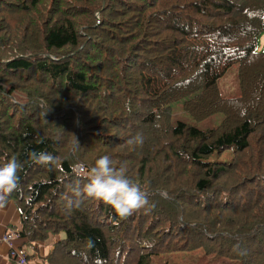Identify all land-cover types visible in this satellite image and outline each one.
Wrapping results in <instances>:
<instances>
[{"label":"trees","instance_id":"16d2710c","mask_svg":"<svg viewBox=\"0 0 264 264\" xmlns=\"http://www.w3.org/2000/svg\"><path fill=\"white\" fill-rule=\"evenodd\" d=\"M263 33L264 0H0V166L24 163L0 205L13 203L24 244L55 238L41 264L197 250L264 264ZM232 64L240 96L222 98L217 80ZM178 101L196 121L222 122L173 124ZM137 133L143 144L129 145ZM31 151L56 164L32 165ZM104 155L144 209L121 219L101 201L76 203L72 189Z\"/></svg>","mask_w":264,"mask_h":264},{"label":"clouds","instance_id":"9594fccd","mask_svg":"<svg viewBox=\"0 0 264 264\" xmlns=\"http://www.w3.org/2000/svg\"><path fill=\"white\" fill-rule=\"evenodd\" d=\"M127 143L129 145L143 144V135L137 133L131 137ZM28 161L35 166L51 167L56 164V158L45 151H31L28 154ZM24 163L16 156H12L2 166H0V200L19 187V173L23 170ZM88 183L81 190L79 187L72 189L77 198L94 199L110 206L118 217L127 218L141 209H144L147 200L143 198L138 186L134 184L126 174L123 165L119 168L113 167L112 159L101 156L95 164L88 170ZM73 200H68V205L73 204Z\"/></svg>","mask_w":264,"mask_h":264},{"label":"rangeland","instance_id":"374dc122","mask_svg":"<svg viewBox=\"0 0 264 264\" xmlns=\"http://www.w3.org/2000/svg\"><path fill=\"white\" fill-rule=\"evenodd\" d=\"M257 52L264 53V33L256 41ZM218 89L222 98H237L240 96L239 81H238V65L232 64L226 72L217 80ZM223 119L221 113L212 115L211 117L202 120H194L188 113L184 112L182 108V101L175 102L171 105V122H184L199 130H208L217 127ZM230 156L229 151L223 152L221 155H213L215 160H228ZM52 237L39 243V246L46 247L47 251L50 249ZM150 264H236L229 260L210 255L206 256L202 250L192 252H175L172 254L158 255L151 258Z\"/></svg>","mask_w":264,"mask_h":264},{"label":"crops","instance_id":"0c3cea01","mask_svg":"<svg viewBox=\"0 0 264 264\" xmlns=\"http://www.w3.org/2000/svg\"><path fill=\"white\" fill-rule=\"evenodd\" d=\"M19 225V215L12 202H7L0 205V264H10L9 257L10 247L2 241L4 235L15 233ZM55 238L51 241L52 244ZM11 247L18 253L24 254L26 259L31 264H41V258L44 257L47 251L46 247L39 246V243L24 244L16 235L11 239ZM51 248V245H50Z\"/></svg>","mask_w":264,"mask_h":264},{"label":"built area","instance_id":"2783aa9c","mask_svg":"<svg viewBox=\"0 0 264 264\" xmlns=\"http://www.w3.org/2000/svg\"><path fill=\"white\" fill-rule=\"evenodd\" d=\"M74 170L76 173H84V169L80 166H75ZM15 233L4 235L2 241L5 242L10 248L9 257L15 260L16 264H31L24 254L18 253L14 248L11 247V239L15 237ZM17 236V235H16Z\"/></svg>","mask_w":264,"mask_h":264}]
</instances>
